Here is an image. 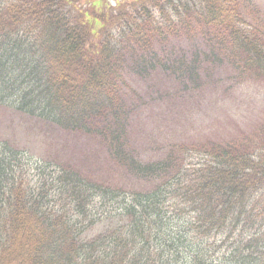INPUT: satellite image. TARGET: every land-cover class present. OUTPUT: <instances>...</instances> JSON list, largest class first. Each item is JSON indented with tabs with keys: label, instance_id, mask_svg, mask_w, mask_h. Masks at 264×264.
Wrapping results in <instances>:
<instances>
[{
	"label": "trees",
	"instance_id": "obj_1",
	"mask_svg": "<svg viewBox=\"0 0 264 264\" xmlns=\"http://www.w3.org/2000/svg\"><path fill=\"white\" fill-rule=\"evenodd\" d=\"M85 13L72 0L0 1V108L96 139L134 183L36 158L0 134V264H264V120L145 158L129 141L125 89L148 69L197 86V68L225 54L264 79L259 7L125 0L96 16L94 33ZM194 37L211 51L183 45Z\"/></svg>",
	"mask_w": 264,
	"mask_h": 264
},
{
	"label": "rangeland",
	"instance_id": "obj_2",
	"mask_svg": "<svg viewBox=\"0 0 264 264\" xmlns=\"http://www.w3.org/2000/svg\"><path fill=\"white\" fill-rule=\"evenodd\" d=\"M73 2L83 12L93 15H89L92 23L94 16L102 19L101 13L104 16L116 4V0ZM252 2L264 15V0ZM192 44H197L201 53L211 51L210 45L202 42L200 37L183 45L189 47ZM161 52L157 51L159 57ZM224 56L197 68V86L182 84L175 76L165 75L159 69L126 76V100L132 104L128 115L129 141L135 145L139 156H153L155 150L172 140L197 144L224 141L241 131L255 128L264 120V79L254 75L241 76L240 70L226 54ZM135 64L136 61L130 58L129 65ZM0 134L36 157L63 160L96 179L118 184L134 183L131 178L124 177L96 139L84 134L48 128V124L1 108ZM134 187L137 188L136 182Z\"/></svg>",
	"mask_w": 264,
	"mask_h": 264
}]
</instances>
